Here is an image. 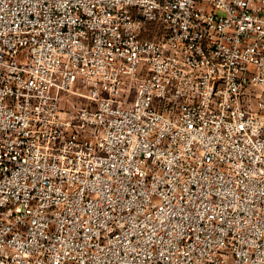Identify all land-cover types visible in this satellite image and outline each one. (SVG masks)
<instances>
[{"label":"built area","instance_id":"built-area-1","mask_svg":"<svg viewBox=\"0 0 264 264\" xmlns=\"http://www.w3.org/2000/svg\"><path fill=\"white\" fill-rule=\"evenodd\" d=\"M0 264H264V0H0Z\"/></svg>","mask_w":264,"mask_h":264}]
</instances>
